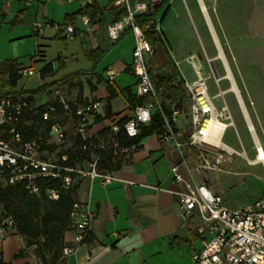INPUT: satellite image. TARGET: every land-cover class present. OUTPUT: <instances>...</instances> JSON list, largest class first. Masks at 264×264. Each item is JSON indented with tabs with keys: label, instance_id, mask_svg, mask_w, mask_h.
I'll return each instance as SVG.
<instances>
[{
	"label": "crops",
	"instance_id": "obj_1",
	"mask_svg": "<svg viewBox=\"0 0 264 264\" xmlns=\"http://www.w3.org/2000/svg\"><path fill=\"white\" fill-rule=\"evenodd\" d=\"M97 1L101 5H105L107 3V0ZM137 1L145 2L146 0ZM73 2L78 3V8L74 12L65 14L62 25L68 21V17L75 14L80 8H82V5H79L80 2ZM188 2L189 3L187 4V0H169L166 5L156 10V17L160 22L161 38V42L157 43L156 45L160 44L164 50L168 48L169 52L172 54L173 51L171 49V45L173 42L176 44L184 42L186 35L184 29L187 31L190 29V19L192 18V14H195L197 21H199L201 24H204L205 21L210 31L212 41L217 49V53L211 57H204L209 61L214 59H218L220 61L223 74L219 76L215 70L218 76L217 79L219 81L224 79L230 83L228 88L223 92L225 93L230 91L234 94L236 103L241 113V117L243 119L242 122L251 142L249 145V150L254 151V140H257L260 143V140L256 134V128H258L261 137L264 138V102H260L261 95H259L264 93V90H261L259 94L255 92V99H257V102L254 101V95H252L251 100H249V93L245 91L248 98V105L250 107V110L248 111L242 102L239 91L233 80L232 73L229 70L228 63H226L227 61L224 60L226 61L225 66L227 67L231 79H229L226 75V69L223 62L217 58L218 51L220 50L221 53L222 51L219 45L218 35L214 32L211 25V20L207 15V7L205 6L204 1L188 0ZM256 2L257 4L255 5V10L258 12L260 31L254 33V35L257 37L260 36L259 39H264V0H256ZM13 3L17 4V13L14 22L18 21L22 15L21 3H23L25 9H34V17H37L40 11L42 13L45 7L43 6L44 2L40 0H32L30 5H26L24 0H0V9L5 14L11 8ZM116 11L117 10L115 9L111 11L109 10L104 13L103 18L99 23L92 22L91 38L100 46V49L96 51L83 49L82 38H60L64 42L73 41L75 39L80 41L83 56L90 63L92 67L91 71L86 70L80 73H72L57 77V73L52 62H45L43 66L46 63L51 64V72L47 75L41 76L39 70L43 66L38 71H36L32 66H26L22 63L26 68H32L42 81V84L36 89L27 90L24 87H21L23 90L27 91L40 89L42 95L39 97H37L36 94L27 95L30 97L32 104L34 105L52 102L54 99L52 101L45 102H41L39 100L41 97L49 96V94H52L53 96V91L55 90L53 85L54 83L56 84L60 82L63 84L72 76L78 74L74 80V86L70 88L66 94H61L72 109L73 102L77 104L91 102L99 103V110L96 116V118H99V120L95 121L94 119V121L87 127V137L95 135V133L103 126L113 124V121H119L122 119L127 120L132 116L133 113V108H128L127 106L128 93L130 92L132 96L134 95V86L136 83V77L130 71V63L119 59L114 63L113 67L111 65V67L117 72V76L115 77L112 85H109L114 95L109 96V93L106 89L107 84L104 76L105 68L100 73L95 70L102 57L97 63H94L93 60L86 57L85 55V51H90L93 53L103 51L104 54L108 46L116 44L125 34L130 32L126 31L123 33L117 42L110 43L108 41L106 37V26L113 21V15ZM43 14L45 15L46 13L43 12ZM167 20L169 21L170 25L169 23L168 25L165 24L164 21ZM163 22L165 25L162 27ZM45 24L53 26L55 22L48 20ZM79 29L84 31L83 27H80ZM43 36L44 32L42 30L41 39ZM57 36L60 37L58 35V31L54 37L56 38ZM221 37L224 39V35L222 33ZM156 45L152 49V56H147V66L152 73L166 75L169 72H172L181 82L186 81V76H188V74L187 68L184 65L185 63L192 68L194 77L197 70H200L205 76L211 75L212 77L209 66V63L212 61L208 63L207 66H209V68L206 66L207 70L204 72L203 64H205V62L201 59L203 56H196L194 54L183 55L177 53L178 56L175 57L173 55L172 57L170 53H167V59H165L164 63H162L160 67L152 68L150 65L151 58L157 52ZM133 48L134 43L132 46V51ZM41 57H43V55ZM5 60H16L18 63H21L17 58ZM0 62H2V60H0ZM63 65L64 63L60 62V67ZM122 73H127V75L133 79V81L131 84H125L124 87L120 88L115 85V80ZM21 75L24 76L23 74ZM217 79H215V83ZM218 82L216 83L217 85ZM232 84L235 88V91L232 90ZM97 92L100 94L96 95ZM220 92L223 94L222 91ZM70 93L75 94L74 97L69 101L68 97ZM211 97L214 98V96ZM157 98L166 109L171 111L170 118L173 121V125L177 129H183L185 134H187L190 130V119L188 115L190 102L188 98L182 94L181 91L176 98H169L166 97V93L162 90L158 92ZM221 106L222 104L219 105V107ZM107 109L110 110L112 116L109 119H105V112ZM73 122L74 119L72 110L61 112L59 123L65 131V140L67 137H71ZM67 124L70 125V128H68ZM223 145L231 149L224 143ZM260 146L262 151H264V147H262L261 143ZM231 150L234 151L233 149ZM42 151L46 157H52V153L49 152L48 149ZM235 154L246 158L245 150H242L240 153L235 152ZM62 155L66 156L64 153H62ZM178 159V152L168 151V149L163 144H161L159 137L153 134L143 139L138 149L128 152L126 154L127 162L116 170L105 173L96 171L98 175L90 177L85 173L90 170V165H95V162H86L88 163L89 167L86 171H81L83 172L82 174L78 175L79 184L75 191L74 199L76 202L87 206L95 214V218L90 230L92 241L77 245L75 242V230L73 229L67 232L64 236V244L68 247H74L75 249L71 254L65 257V264H192V252L201 248L200 237L197 233V228L201 225V222L198 218L185 215L179 207L177 194L183 192V188L173 182L170 173L171 167L178 161ZM246 160L251 166L260 164L255 161V151L254 157L252 159L246 158ZM187 161L189 166L193 165L191 156H188ZM179 169L182 176L186 178L187 173L185 172L184 168L180 167ZM228 169L229 167H227V169L222 168V171H211L207 174H203L196 169L191 171L195 183L197 185H204L211 194L219 196L222 200V204L227 208H229L227 201L223 199L222 195H220L218 191H214L212 189L211 178H213V173H228ZM104 176L109 177L108 183H104ZM222 185L225 186L224 183ZM262 195H264V189H261L258 197H256L254 201ZM252 202L248 204H251ZM242 207L244 206H241L237 209ZM12 234L15 233L12 232ZM9 241L14 240L13 238H8L6 240L3 239L0 243L1 258L4 262H11L12 264L32 262L34 256H32L29 251L28 257L25 259L13 260V257L24 248V243L20 246L13 244L11 247H8L6 256L3 258L2 244L8 243ZM185 254L189 255L188 263H186L187 261L182 260Z\"/></svg>",
	"mask_w": 264,
	"mask_h": 264
},
{
	"label": "built area",
	"instance_id": "obj_2",
	"mask_svg": "<svg viewBox=\"0 0 264 264\" xmlns=\"http://www.w3.org/2000/svg\"><path fill=\"white\" fill-rule=\"evenodd\" d=\"M67 2L78 1L84 6H91L97 0H64ZM30 5L32 0H24ZM162 0H113L112 7L119 11L124 10L120 19L112 21L106 26V37L110 43L117 42L121 35L130 31L134 40L130 71L136 77L134 95L136 100H141L133 109L132 116L123 124L126 136L134 137L138 134L139 126L146 125L151 120L155 110H161L160 102L154 83L149 74L145 56H152L153 50L146 39L148 32H154L157 40L160 35V22L156 17V8ZM148 15L143 24L136 23V17ZM82 26L84 31L80 28ZM92 21L88 15L72 17L62 26L56 25L58 35L63 39L82 38V48L98 50L100 46L93 41ZM32 35L39 39L42 34V25L32 23ZM90 37V38H89ZM21 74L32 76L37 74L32 68L20 71ZM107 85H112L117 72L112 67L104 70ZM208 76L197 70L195 79L188 83L181 82L180 90L189 104L190 130L187 134L182 129L173 125L171 118L162 114L163 130L159 140L168 151L179 154L178 161L171 167L170 173L173 182L183 188L177 194L181 211L187 215L198 218L201 225L197 228L201 248L191 254L192 264H264V195L240 209H229L222 204L219 196L211 194L204 185H197L191 171L196 169L203 174L211 171H222V164L229 162L235 152L221 142L224 130L232 126L231 116L226 105L216 108L214 98L208 95ZM219 80H216V83ZM61 83H56L59 86ZM219 96L222 93L219 92ZM217 95V96H218ZM144 98H150L144 101ZM53 101L50 103L34 105L29 96L16 95L0 98V184L15 185L24 181L30 193L36 194L38 189L35 180L38 177L62 178L65 186L70 184L67 176L62 172H75L61 163L66 156L46 157L40 150L41 143L37 140L23 138L20 122L25 113L35 112L40 106L44 112L41 118L44 121L52 120L48 130L47 145H59L66 134L60 125L57 116L58 107L66 112L72 110L73 127L71 136L87 138V127L94 121L98 114L99 103L85 104L72 103L69 106L58 89L53 91ZM112 131H118L117 125H112ZM255 161L264 166V151L257 140H254ZM84 148V147H83ZM192 157L193 165L189 166L187 158ZM184 168L187 177L180 173ZM90 177L97 176L95 165H90V170L85 173ZM104 183L109 182V177H103ZM49 197L57 198L55 191H48ZM74 221L75 242L83 243L85 236L90 233L95 214L87 206L80 203L73 205L70 214ZM6 226L0 227V243L5 237L14 232L11 229L12 221L6 219ZM74 247H64L62 256L65 258L74 251ZM30 264H38L33 257Z\"/></svg>",
	"mask_w": 264,
	"mask_h": 264
},
{
	"label": "rangeland",
	"instance_id": "obj_3",
	"mask_svg": "<svg viewBox=\"0 0 264 264\" xmlns=\"http://www.w3.org/2000/svg\"><path fill=\"white\" fill-rule=\"evenodd\" d=\"M40 1L44 2L43 6L45 7L42 13L41 11L38 13L37 17H34L33 8L25 9V6L21 3L22 15L16 22H14L17 13L16 3H13L5 14L0 9V60L17 58L21 63L26 66H32L36 71L45 62H52L57 77L80 73L86 70L91 71L92 67L83 56L78 39L65 41V43L60 37H54L57 34L56 25L62 26L65 14L74 12L78 8V3L73 1H71L72 3H68L64 0ZM203 1L207 7V15L211 20L213 30L218 35L221 51L228 63L229 70L232 73L242 102L249 111L248 98L251 100L252 95H254V101L257 102L255 92L259 94L261 90H264V39H259L260 36L257 37L254 35V33L260 31L258 12L255 10L257 2L256 0ZM79 5L82 4L80 3ZM43 12L46 14L44 15ZM191 17L190 29L188 31L184 29L186 34L184 42L180 44L173 42L171 45L172 54L168 48L164 50L160 44L156 45L157 52L151 58V67H160L165 59H167V53H170L172 57L173 55L175 57L178 56L177 53L183 55L194 54L196 56H203L201 59L205 62L203 64L204 72H206L207 67L209 68L207 66L208 63L212 61L217 74L221 76L223 70L220 61L218 59L209 61L204 57H211L217 53L208 26L205 21L204 24L202 23L203 25L197 21L194 13ZM48 20L54 21L55 24L53 26L45 24ZM33 22H38L42 25L44 32L42 39L41 37L35 39L32 35ZM164 22L167 25L169 23L168 20ZM164 22L162 23V27L165 25ZM221 33L224 35V39H222ZM133 43L132 33L129 32L116 44L108 46L95 70L100 73L104 68L111 67V65L113 67L114 63L119 59L131 63ZM42 55L43 57H41ZM145 61L147 62V55L145 56ZM60 62L64 63L62 67H60ZM184 65L187 68L188 74L186 76V82L191 83L195 79L192 68L185 63ZM208 77V95L214 96V104L216 107H219L223 102L226 104L233 121V125L225 129L222 142L236 153L245 150L246 158L252 159L254 157V151L249 150L251 142L242 122L243 119L235 96L230 91L223 92L228 88L230 83L222 79L217 85L213 76L211 77L209 75ZM132 81L133 79L127 73H122L116 78L115 85L121 88L125 84H131ZM41 84L42 81L37 74L33 76L24 75L18 81V87H24L27 90L36 89ZM220 91L223 92L222 96L218 95ZM245 91L249 93L248 98ZM74 94H69V101L74 97ZM99 94L97 92L96 95ZM259 95H261L260 102H264V93ZM52 100L53 96L49 94V96L41 97L39 101L45 102ZM67 126L70 128L69 124ZM256 134L262 147H264V138L261 137L258 128H256ZM72 143L73 137H67L61 144L53 146L52 156L56 157L59 152L68 149ZM92 158L94 157L92 156ZM246 158L235 154L230 158L229 162L221 166L223 169L229 167L228 173L212 174V189L222 195L230 209H237L254 201L258 197L261 189H264V167L260 164L251 166L247 163ZM88 167V163H85L78 165L77 169L79 171H86ZM223 183L225 186L222 185ZM8 238H13L14 241L2 244L3 258L6 256L8 247H11L13 244L20 246L24 243L22 238L16 234L11 233L4 240ZM27 251H30V249ZM182 260L188 263L189 255L185 254Z\"/></svg>",
	"mask_w": 264,
	"mask_h": 264
},
{
	"label": "trees",
	"instance_id": "obj_4",
	"mask_svg": "<svg viewBox=\"0 0 264 264\" xmlns=\"http://www.w3.org/2000/svg\"><path fill=\"white\" fill-rule=\"evenodd\" d=\"M113 0H107L105 5H101L98 1L91 6H84L78 12L68 17V21L77 15H88L93 23H99L104 13L111 11ZM169 0H162L160 6L166 5ZM124 14V10L116 11L113 15V21L120 19ZM165 14V13H164ZM148 15H141L136 17V23L143 24L148 20ZM156 34L148 32L146 39L150 43L152 49L157 43L161 42V38L155 39ZM86 57L97 63L103 55V51L90 52L85 51ZM26 69L22 63L16 60H4L0 62V98L16 95H33L41 96L40 89L27 91L18 87V81L22 77L20 71ZM51 72V64L46 63L40 70L41 76L47 75ZM152 77L156 92L160 90L166 93V97L176 98L179 95L181 81L176 76L169 72L166 75H159L152 73ZM78 74L72 76L68 81L56 86L62 94H66L70 88L74 86V80ZM18 88V89H17ZM109 96L114 93L109 85L106 87ZM128 108H133L141 100H136L135 95L128 93ZM150 98H144L148 101ZM161 110H155L151 115V120L146 125L139 126L138 134L134 137H128L123 131V124L125 119L113 121V124L103 126L95 135L81 139L79 136L73 137L72 145L59 152L57 156L62 153L66 155V160L61 164L69 169L78 170V165H83L86 162H95V167L98 172H111L118 169L121 165L127 162L126 154L130 151L136 150L140 147L143 139L151 135H161L163 130L162 114L170 118L171 111L166 109L160 102ZM44 112L42 106L37 108L35 112L25 113L20 122V129L25 140H37L41 143L40 150H49L52 152L54 145H47L48 130L54 121H44L41 114ZM62 110L58 107L57 119L61 115ZM110 110L105 112V119L111 118ZM99 118H95L98 121ZM112 125L118 126V131H112ZM45 147V148H44ZM84 147V148H83ZM92 156L94 158H92ZM78 173L62 172V176H67L70 179V184L65 186L62 178L52 177H38L35 180V185L38 189L36 194L30 193L25 187L24 181L15 185L0 184V227H5L6 219L12 221L11 229L14 233L20 236L24 241V248L21 249L13 260L25 259L28 257V251L37 260L38 264H65L62 256V249L66 247L64 244V236L67 232L74 229V221L70 214L73 210V205L78 203L74 199V194L78 188L79 178ZM48 191H55L56 199L49 197ZM92 241L90 233L85 236L83 243ZM0 264H12L11 262H4L1 258ZM20 264H30L23 262Z\"/></svg>",
	"mask_w": 264,
	"mask_h": 264
},
{
	"label": "bare ground",
	"instance_id": "obj_5",
	"mask_svg": "<svg viewBox=\"0 0 264 264\" xmlns=\"http://www.w3.org/2000/svg\"><path fill=\"white\" fill-rule=\"evenodd\" d=\"M217 56H218L217 58H219V59L221 60V62H223L224 66H225V62H226V61H224L225 59L223 58V55H222V53L220 52V50L218 51V55H217ZM226 63H227V62H226ZM225 69H226V75H227V77H228L229 79H231V76H230V74H229V72H228L226 66H225ZM226 79H227V78H226ZM232 90L235 91V88H234L233 84H232Z\"/></svg>",
	"mask_w": 264,
	"mask_h": 264
},
{
	"label": "water",
	"instance_id": "obj_6",
	"mask_svg": "<svg viewBox=\"0 0 264 264\" xmlns=\"http://www.w3.org/2000/svg\"><path fill=\"white\" fill-rule=\"evenodd\" d=\"M209 66H210V71H211L212 76L214 77V79H217L218 76L216 74V71L214 69V66H213L212 62L209 63Z\"/></svg>",
	"mask_w": 264,
	"mask_h": 264
}]
</instances>
